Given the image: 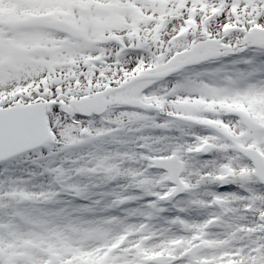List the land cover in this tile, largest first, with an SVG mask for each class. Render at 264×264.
Here are the masks:
<instances>
[{"label":"snow or ice","instance_id":"obj_1","mask_svg":"<svg viewBox=\"0 0 264 264\" xmlns=\"http://www.w3.org/2000/svg\"><path fill=\"white\" fill-rule=\"evenodd\" d=\"M0 264H264V0H0Z\"/></svg>","mask_w":264,"mask_h":264}]
</instances>
